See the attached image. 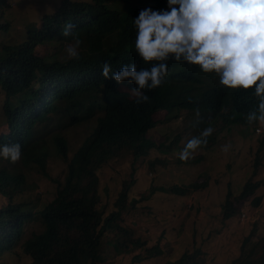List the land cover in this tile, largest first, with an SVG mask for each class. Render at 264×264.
I'll use <instances>...</instances> for the list:
<instances>
[{"label": "trees", "instance_id": "trees-1", "mask_svg": "<svg viewBox=\"0 0 264 264\" xmlns=\"http://www.w3.org/2000/svg\"><path fill=\"white\" fill-rule=\"evenodd\" d=\"M120 2L59 0V6L52 13H38L39 21L32 20L33 15L28 12L30 8L22 13L16 11L17 16H22L24 34L14 42L0 41V129L6 128L7 131L0 133V144L19 142L22 152L21 159L14 164L1 158L6 164L0 162V195L10 197L13 192L17 195L26 192L25 180L23 176H18L26 168H36L48 176L47 163L54 157L51 155L54 151L56 156L66 161L68 170L63 182L55 179L57 194L44 208L40 209L30 201L2 207L0 254L22 246L31 257L32 264H127L128 259L129 264H136L162 255L157 247H148L147 242L137 235V229L140 230L147 220L137 204L149 200L156 193L154 183L147 196L133 197L130 189L135 181H122L121 191L111 207L109 203L102 202L98 193L97 170L112 156L126 157L132 152L135 160L128 162L124 159L122 162L126 167L132 165L134 174L137 164L146 163L159 168L166 165L165 160L172 162L170 157L180 149L178 142L181 137L179 134L174 135L170 144L168 139L160 142L155 140L151 132L155 127L152 118L161 106L167 107L176 116L189 110L188 117H194L195 113L191 114L190 111L196 112V107L192 106L195 94L189 89L183 93L177 87L164 83L149 92L145 89L149 100L138 104L130 91L136 87L134 84L127 81L117 83L114 79L103 77L98 86L108 90L95 94L101 102L97 108L104 113V117L99 120L91 137L82 135L80 140L74 136L79 150L69 160L67 129L82 126L85 121L90 122L93 118L91 108L86 107L81 100L66 105H62L61 101L49 103L45 99L50 101L51 95L40 92L42 83L65 75L66 80L73 79L68 82L73 95L91 93L98 90L96 84H74H82L83 80L76 76L85 67L91 68L89 65L96 63L98 58L108 61L113 72L130 63L124 57V49L132 46L135 28L131 20L122 18ZM11 8L6 0H0L2 34H8L10 20L13 19V13L9 12ZM68 24L73 25V36L64 37L62 32ZM74 39L81 42L79 59H70L66 52L68 47L74 46ZM42 45L46 46L45 54L40 49ZM96 68L101 70L102 67ZM208 86L209 89L198 92L199 95L202 99L212 100V94H215L219 104L214 112L226 117L224 108L229 107L236 96L232 92L218 90L212 80ZM53 94L58 93L54 91ZM42 104L44 106L41 108ZM37 108L41 109L37 111ZM210 108L215 109V106ZM229 115L234 116L235 113L232 111ZM208 122L213 129V137H207V144L195 149L200 152L192 155L190 160H197L187 164L190 168L194 164L204 167L213 156L226 152L222 148L227 144V134L225 140L216 143L225 134V125L218 128L212 126V121H203ZM194 124L201 127L197 121ZM153 131L161 133L159 130ZM229 131L230 128H227ZM259 143H255L257 147L264 146ZM253 150L250 147L249 153ZM137 154L141 157H136ZM229 164L231 169L234 161ZM257 168L255 164L253 175ZM18 182L19 186L15 188ZM197 185L193 190L198 188ZM261 186L258 181H249L238 196L230 191L224 204L225 220L238 216L241 212L239 205L246 203ZM162 190L170 192L165 194L170 197L171 194L180 197L188 195L176 186L163 187ZM170 197L164 201L168 202ZM261 202V197H256L252 206L258 207ZM110 208L113 210L110 211ZM16 212L18 219L12 216ZM256 234L262 235L253 242ZM164 241L165 238L160 237L157 242L161 244ZM249 243L251 249L248 251L246 248ZM241 253L231 264H264V224L258 229L257 225H253L243 240ZM202 258L198 250L194 254L184 253L179 259L167 264H201Z\"/></svg>", "mask_w": 264, "mask_h": 264}, {"label": "clouds", "instance_id": "clouds-1", "mask_svg": "<svg viewBox=\"0 0 264 264\" xmlns=\"http://www.w3.org/2000/svg\"><path fill=\"white\" fill-rule=\"evenodd\" d=\"M125 16L127 17L124 18ZM122 18L131 20L135 28L132 33V46L124 49V57L130 63L121 66L119 71L113 72L108 61L98 58L96 63L89 65L91 68L85 67L82 73L80 72L76 76L83 80L82 84H74L78 86L96 84L98 86L103 77L114 79L117 83L127 81L136 86L130 91L138 104L149 100L145 89L149 92L161 87L164 83L177 87L183 93L188 92V89L191 90L195 94L192 106L196 107V112L190 111L191 114L195 113L194 117L191 116V118H195L191 123L195 132L185 145L180 144L181 139L178 142L180 149L178 148L177 151L182 162L192 159V150L206 145L207 137H213L211 123H203L204 120L214 122L212 126L215 125L218 128L225 125V134L219 137L216 143L225 140L226 134L229 136L227 144L222 148L226 152L220 155L223 156L227 153L233 155L227 161V165H231L229 162L234 161V158L239 159L241 155L242 150H232L233 147H251L257 142L263 144L264 0H167V6L134 8L127 14L123 13ZM72 29L73 25H66L62 35L64 37L73 36ZM74 41V46L68 47L66 52L70 59H79L78 48L81 42L78 39H74ZM134 57H136L135 61ZM172 59L176 62H173ZM96 67L102 68L100 70ZM65 77V75H60L42 83L40 92L51 95L50 101L48 98L45 99L49 103H60L61 101L62 105H66L69 102L81 100L86 107L91 108L92 120L85 121L82 126L70 129L73 135L80 140L82 135L91 137L98 127L99 120L104 117V113L97 108L101 102L98 101L95 93H102L108 88L98 86V90L94 92L76 96L71 92V84H68L73 79L66 80ZM211 80L218 90L232 92L236 96L235 100L228 105L229 107L224 108L227 112L224 118L220 116L221 113L217 115L214 112L217 110V103L219 104L215 94H212V100H206L202 99L198 93L208 90ZM190 83H199V85L190 87ZM54 91L58 94L54 95ZM43 106L42 104L41 108ZM211 106H215V109H211ZM41 108H37V111ZM232 111L235 113L234 116L229 115ZM184 112L188 117L189 110ZM181 113L176 116L167 107L161 106L152 118V121L155 122L153 130L160 131V128L166 127L164 124L168 117L173 115L176 118H181ZM161 115L164 116V119H159ZM195 121L201 127L194 124ZM227 128H230L229 132H227ZM153 130L152 133L156 132ZM160 134L162 135V133ZM173 137L175 138L174 135ZM170 138L164 137L163 140L168 139L169 141ZM241 139L248 140V144H233ZM173 140L171 138L168 144ZM128 154L127 156H131L134 161L135 157L131 153ZM21 155L19 142L0 144L1 163L6 164L5 160H8L14 164L21 159ZM178 162L180 163V161ZM26 169L18 176H23L27 189L32 182L37 181H27ZM41 179L49 180L51 185L56 184L54 183L55 179L51 178L49 174L48 176L43 174ZM17 186H19V182L15 184V188ZM0 196L9 199L7 205L3 206L23 203V201L14 202L13 198L17 196L16 192H13L10 197ZM2 207L0 211L3 209ZM12 216L18 219L17 212ZM244 216L245 213L242 217ZM26 225H30V223H26ZM21 248L23 247L21 246ZM13 249L8 252H12Z\"/></svg>", "mask_w": 264, "mask_h": 264}, {"label": "rangeland", "instance_id": "rangeland-1", "mask_svg": "<svg viewBox=\"0 0 264 264\" xmlns=\"http://www.w3.org/2000/svg\"><path fill=\"white\" fill-rule=\"evenodd\" d=\"M6 1L12 6L9 12L13 13V19L10 20L8 34H2L0 31V41L4 42H14L24 34L22 16H17L16 11L22 13L30 8L28 12L33 15L32 20L39 21L37 18L39 12L52 13L59 6V0ZM165 5L167 6V0H121L119 9L121 14H127L134 8L146 9ZM45 48V45L40 46L43 54L46 52ZM189 85L197 87L199 83ZM186 114L183 111L181 118L173 115L168 117L164 124L166 127L160 128L162 135L172 138L173 135L179 134L180 144L185 145L195 132L191 127L195 118L187 117ZM164 115L166 116V113ZM159 119H164V116H159ZM50 130L56 131L55 128H50ZM0 133H7L6 128H1ZM162 135L158 132L153 133L158 141L164 139ZM45 137L49 138L50 135ZM66 137L69 143L68 158L71 160L78 152L79 145L70 129L67 130ZM248 142V140L241 139L233 144L243 145ZM251 148L254 149L252 153H249L250 147L247 146L246 148L244 146L232 148V150H242L239 159L234 158L232 169H229L227 165V161L233 156L229 153L223 156H213L210 163L206 162L204 167L194 164L190 168L187 164L197 159L182 162L177 151L170 157L172 162L164 161L165 166L156 168L146 163L135 165L134 168L137 169L135 174L132 165L126 167L123 163L125 160L132 162L131 156H113L107 160L106 165L97 170L98 193L102 202L109 203L111 207L121 191L122 181H135L130 189L133 197L147 196L152 183L157 189L149 200H143L137 204L140 212L147 217L143 227L140 230L137 229V235L142 241L147 242L148 247H157L162 255L136 264H167L179 259L184 253L194 254L198 250L204 257L201 264H231L242 254L243 240L251 232L253 225H257L258 229L264 224V146L257 147L254 143ZM196 152L197 150H192V155ZM133 154L134 152L131 153ZM51 155L54 157L50 158L47 163V172L51 178L63 182L68 172L65 166L66 161L56 156L55 151ZM136 157H141V155L137 154ZM256 157L259 158L256 159ZM255 164L258 168L256 174L253 175ZM25 174L27 181L37 182H32L23 195L15 196L14 202L30 201V203L37 204L40 209L44 208L55 198L57 185H51L49 180L41 179L43 174L36 168L26 169ZM248 181H258L262 186L246 203L238 204L242 210L238 216L225 220L224 204L229 192L238 196ZM196 184L198 188L193 190ZM170 186H176L179 191L188 194L187 197L165 195L170 192L166 193L162 188ZM168 197L170 200L165 202L164 199ZM256 197H261L262 202L258 207H253L252 201ZM8 201L7 197L0 196V208L7 205ZM112 210L110 208V211ZM243 213H245L244 217H242ZM261 235L256 234L252 241L256 242ZM160 237L165 238L161 244L157 242ZM248 249H251L250 243L246 250ZM129 262L130 259L126 261L127 264ZM0 264H32V260L23 252V248L17 246L12 252L7 251L0 254Z\"/></svg>", "mask_w": 264, "mask_h": 264}]
</instances>
